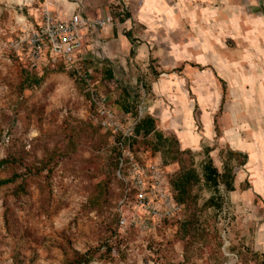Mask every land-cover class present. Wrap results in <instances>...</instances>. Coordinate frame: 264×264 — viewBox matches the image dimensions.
I'll return each instance as SVG.
<instances>
[{
    "label": "rangeland",
    "instance_id": "1",
    "mask_svg": "<svg viewBox=\"0 0 264 264\" xmlns=\"http://www.w3.org/2000/svg\"><path fill=\"white\" fill-rule=\"evenodd\" d=\"M90 1L0 0V182L12 181L0 187V264H77L84 255L89 264H264V194L244 191L247 186L231 192L223 182L218 190L203 181L194 184L180 212L169 220L152 219L136 206L133 186L124 181L128 173L123 169L119 175L116 141L93 120L94 107L82 79L91 74L92 88L125 124L138 120L140 108L149 116L146 107L153 99L155 120L172 146L160 150L155 135L142 134L128 151L141 163L161 164L177 200L173 183L189 170L202 177L209 152L221 174L237 177L243 159L219 138L240 114L238 98L247 105L252 130L260 131L264 140V66L240 54L243 61L235 76L216 78L225 100L216 117L219 124L223 121L219 135L211 140L204 134L206 112L196 102L206 95L213 100V84L196 63L172 70L153 60V78L142 73L139 79L135 66L112 54L110 40L95 34L93 50L89 41L79 61L66 70L55 66L44 76L39 70L37 83L28 72L27 56L14 43L27 28L42 24L45 4H52L55 16L64 19L71 4L92 11ZM241 2L234 7L244 8ZM111 9L112 23L119 26L123 16L114 4ZM195 22L188 28H195ZM230 50L238 53L235 47ZM220 52L226 54L227 46L221 44ZM187 65L194 67L188 74ZM172 86L182 88L192 102L189 110L180 105ZM129 106L134 110L127 113ZM207 113L213 116L214 111ZM183 129L198 135L200 143L186 148L179 139ZM128 190L131 199L124 205ZM124 218L128 225L121 224ZM134 219L151 220L149 228L131 224Z\"/></svg>",
    "mask_w": 264,
    "mask_h": 264
},
{
    "label": "crops",
    "instance_id": "2",
    "mask_svg": "<svg viewBox=\"0 0 264 264\" xmlns=\"http://www.w3.org/2000/svg\"><path fill=\"white\" fill-rule=\"evenodd\" d=\"M239 1L144 0L140 4L139 1L132 0L129 2L128 15L123 16L119 26L115 27L113 23L105 24L98 26L95 33L90 32L87 35V42H91L88 49L93 50L94 48L92 42H94L95 34L110 40L112 54H121L126 65L135 66L134 70L139 75V79H143L142 73H147L149 78H153V60H157L159 64L165 62L166 66L172 70L187 63H196L199 68H205L207 82L213 84V88L210 90L213 92V100H209L206 95L196 103L201 111L206 112L204 134L206 140H211L219 135L217 133L218 126L223 121L219 124L216 117L217 113L221 111L222 101L225 100L221 95V88L216 78L225 79L226 76L233 78L237 70L236 65L239 61H243V58L247 62H258L264 66L263 0H242L240 4L244 8L234 7ZM88 3L93 10L84 11V16L90 22L97 23L112 17L113 0L111 2L110 0H92ZM79 9V4H71L67 13L62 16L68 18L70 12L73 13ZM201 15L203 18L199 20ZM191 20L196 21L195 28H188ZM221 44L227 46L226 54L220 52ZM192 47H196L197 51ZM230 47H235L238 53L232 54ZM245 53L246 55H244ZM186 68L188 74L194 67L187 65ZM141 86L143 87L142 83ZM165 86L169 87L168 84ZM172 88L180 105L189 110L192 102H189L182 92V88L180 90L177 86H172ZM180 91L181 94H179ZM237 100L239 101L240 114L239 116L238 113L234 115L236 122L234 121V124L223 129L219 138L221 142L229 145L232 155L237 154L239 158L243 159L238 167L239 173L234 178L235 191L233 192L247 186L244 191L254 190L255 193L263 196L264 140L260 137V131L252 130L250 115L243 98L240 97ZM155 106L153 107L152 99L149 100L148 107H146L148 115L154 119L157 118ZM207 110L214 111L213 116L208 115ZM230 110L236 109L231 105ZM187 123V125L192 123L189 117ZM156 129L160 132L161 125L157 123ZM257 130H259L258 127ZM179 135L181 136L179 137ZM179 135L177 136L184 140L183 144L186 148L195 147V144L200 143L198 135L196 137L189 131H180ZM208 158L212 159L210 152Z\"/></svg>",
    "mask_w": 264,
    "mask_h": 264
},
{
    "label": "built area",
    "instance_id": "3",
    "mask_svg": "<svg viewBox=\"0 0 264 264\" xmlns=\"http://www.w3.org/2000/svg\"><path fill=\"white\" fill-rule=\"evenodd\" d=\"M132 0H113L118 12L124 16L130 10ZM140 4L144 0H137ZM52 4H45L43 8L42 24L38 28L25 30V34L16 43L15 49L21 56H27L28 64L32 69L42 70L54 68L60 61L66 66L75 64L87 43V35L96 32L98 26L111 24L112 17L97 23L90 22L83 10L70 12L68 18L61 19L52 11ZM98 42L95 40L94 44ZM80 63V62H78ZM91 74L82 77L87 85L88 93L94 107L93 120L116 141V146L122 152L120 173L125 169L128 177L124 181L133 186L136 206L144 210L152 219H171L180 212V203L175 199V193L170 182L164 176L162 165L159 163H141L133 157L131 143L137 139V126L144 118V109L140 108L138 120L125 124L108 105L107 98L99 95L90 84ZM131 150V149H130ZM131 190H128L123 204L131 199ZM179 203V204H178ZM151 220L146 222L134 219L131 224H142L149 228ZM122 225L129 222L124 218Z\"/></svg>",
    "mask_w": 264,
    "mask_h": 264
},
{
    "label": "trees",
    "instance_id": "4",
    "mask_svg": "<svg viewBox=\"0 0 264 264\" xmlns=\"http://www.w3.org/2000/svg\"><path fill=\"white\" fill-rule=\"evenodd\" d=\"M57 66L59 69H63V70L67 69V66L64 64L63 61H60L56 65V67ZM52 69L53 68L45 69L43 71V74H39V70L32 69V68H31V70H28V72L33 73L34 75H32V76L35 77L36 82L39 83L41 78H38L36 76V74L44 76V74H46L47 71H50ZM112 76H113V74H112V72H110L109 77L113 78ZM129 94H131V93H129ZM128 108L129 109H126L127 113H130L131 109L134 110V108H132L131 106H129ZM134 113H136V112H134ZM136 131H137L136 132L137 135L143 134L146 137H149L151 135H155L157 137V144L156 145L159 147L160 150H164V149L169 150L170 147L172 146V145H170V143L172 142V139L169 137H165L162 133L157 131L156 121L151 116H146V117L142 118L140 120L138 126H137ZM107 134H109V133H107ZM135 140L131 143L130 149H132V147L134 146ZM117 149L120 152V154H118V155L121 158L122 152L119 150V148H117ZM2 163H4V162H1L0 165ZM119 163H120V160H119ZM202 181L205 183V185H207L209 188H212L214 190H218L221 182H223L229 191H231V192L235 191V188L233 186L234 176L233 175L231 176V174H228L227 171L224 174H220L218 169L214 166L213 160L208 158L207 162L204 163V165L202 167V177L198 171L189 170L187 173H184L183 175H181L177 179V181L173 183L174 190L177 193V201L182 205V203H184L183 197L188 194L189 188L192 185L200 183ZM11 182H12L11 180H3L0 182V187H2L3 185H7ZM106 249H107V247H106ZM89 263H90V259L88 258V255H84L82 260L77 264H89Z\"/></svg>",
    "mask_w": 264,
    "mask_h": 264
}]
</instances>
